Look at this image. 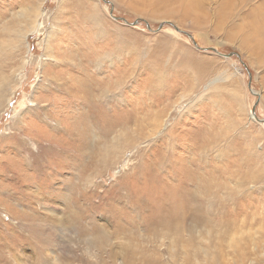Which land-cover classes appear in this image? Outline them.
Wrapping results in <instances>:
<instances>
[{
    "label": "rangeland",
    "instance_id": "374dc122",
    "mask_svg": "<svg viewBox=\"0 0 264 264\" xmlns=\"http://www.w3.org/2000/svg\"><path fill=\"white\" fill-rule=\"evenodd\" d=\"M256 33L264 40V0H0V69L20 68L0 108V264H264ZM70 75L96 86L91 154L80 150L88 118L60 89ZM205 182L209 196L191 201ZM184 200L185 225L142 219L177 215Z\"/></svg>",
    "mask_w": 264,
    "mask_h": 264
},
{
    "label": "bare ground",
    "instance_id": "6f19581e",
    "mask_svg": "<svg viewBox=\"0 0 264 264\" xmlns=\"http://www.w3.org/2000/svg\"><path fill=\"white\" fill-rule=\"evenodd\" d=\"M183 1H185V0H183ZM192 2V1H191ZM189 6H191V5H189ZM188 6V7H189ZM197 6V5H196ZM31 10H33V8L31 9ZM189 10V9H188ZM193 11V10H192ZM7 12V11H6ZM3 14V13H2ZM10 15V14H9ZM30 16H26V17H23V19H24V22H26L28 25V27H31V23H32V18H29ZM28 19V20H27ZM29 21V22H28ZM36 22H37V20H35V24H36ZM261 24V23H260ZM39 26V25H38ZM257 27V26H256ZM32 28H33V26H32ZM37 28V27H36ZM34 29V30H37V29ZM39 28V27H38ZM258 28V27H257ZM252 30V29H251ZM14 33V36H13V39L14 40H16V43H19V42H21V41H23L24 39H25V35H23V34H19L18 35V32H13ZM257 35V37H256V41H260V39L262 40L261 41V43L259 44V46H261L263 43H264V40L260 37V35L258 34V33H256L254 36H256ZM252 38V37H251ZM25 42V41H24ZM21 47V46H20ZM29 47V46H28ZM18 47L17 46H14V49H13V53H11V55L13 56L14 55V58L15 59H17L18 60V58H17V56H16V53H17V51H18ZM21 49V48H20ZM19 53V52H18ZM11 55L10 56H7L8 58L9 57H11ZM19 55V54H18ZM70 59V58H69ZM12 60V59H11ZM14 60V59H13ZM10 62V61H9ZM16 63V62H15ZM24 63V62H23ZM25 64V63H24ZM13 65V64H12ZM17 65V64H16ZM55 66V65H54ZM11 68V67H10ZM20 70V68H15V70H13L14 72H12V68L9 70V73H11V77H9V76H7V75H2V74H4V72L2 71V69H0V108H2L3 106H7L8 105V102L9 101H11V98H9V96H7V94L8 93H10V90H9V88H8V85L7 86H5V84L6 83H8V82H11V81H13V80H11L13 77H14V75H17V72ZM70 71H74V70H70ZM74 73V72H73ZM72 73V74H73ZM67 74H68V72L67 73H64L63 75L64 76H67ZM50 78V77H49ZM70 78V79H69ZM84 80L83 81H80V80H74V77H73V75H70L69 77H67V80L66 81H63L61 84H60V82L59 81H57V83H55V82H53V84L55 85H59L60 86V89H61V91L62 92H64L65 93V98L66 99H69V101H70V103L73 105V107H76V101L75 100H77V109H76V111H75V113H73V115H75V116H78L76 113H81L82 115H81V117L82 118H88V120H86L87 122L85 123L86 125H87V127H85V128H83L82 127V131H83V133H84V135L86 136V137H88L86 140L84 139V138H82V139H84V141L82 142V144H81V149L80 150H82V148L84 147L85 149H86V151H87V153H88V150L90 149L89 148V146L91 145V144H89L91 141H90V138L92 137V135H93V130H92V128H91V121H90V118H91V116L93 115V111H92V109H93V104H95V103H93V101H94V89L96 88V86L94 85V83H92L91 81H90V78L88 77V76H85V78H83ZM49 81V80H48ZM121 83V82H120ZM112 84V83H111ZM115 84H117L116 82H115ZM98 85V84H97ZM17 86V85H16ZM50 86L51 87H54L51 83H50ZM120 86V85H119ZM99 88V87H98ZM97 88V89H98ZM49 89V88H48ZM45 90H47V89H45ZM106 93V92H105ZM104 93V94H105ZM14 96V95H13ZM101 97V96H100ZM99 97V98H100ZM96 99V98H95ZM4 100H6V102L4 103ZM92 104V106L90 107V105ZM102 104V103H101ZM96 106V105H95ZM4 109V108H3ZM164 115H165V113H164ZM107 118V117H106ZM84 121V120H83ZM104 123V122H103ZM70 124V123H69ZM94 124V123H93ZM154 124H155V122H154ZM71 125H77V123H76V121L74 120L73 121V124H71ZM81 125H82V123H81ZM95 126V125H94ZM106 127V126H105ZM107 128V127H106ZM56 130V129H55ZM74 130V129H73ZM73 130H72V132H73ZM114 130V129H113ZM76 131V130H75ZM147 131H148V129H147ZM111 132H112V130H111ZM114 132V131H113ZM153 133V132H152ZM77 135V134H76ZM151 135V134H150ZM104 136V135H103ZM122 136V135H121ZM120 136V137H121ZM152 136V135H151ZM122 137H124V136H122ZM70 138H72L71 137V135H70ZM77 138V137H76ZM98 138H101V137H98ZM108 139V138H107ZM77 140V139H76ZM75 140V141H76ZM80 140V139H79ZM118 140V139H117ZM78 141V140H77ZM128 141V140H127ZM81 142V141H80ZM131 142V141H130ZM135 143V142H134ZM169 143V142H168ZM171 144V143H170ZM105 147V146H104ZM107 147V149L106 150H108L109 151V153L111 152V148H110V146H106ZM99 148V147H98ZM104 149V148H103ZM92 150V149H91ZM166 150V149H165ZM107 151V152H108ZM84 152V151H83ZM100 152V151H99ZM90 154L92 153V151H90L89 152ZM88 153V154H89ZM101 153V152H100ZM107 154V153H106ZM108 155V154H107ZM82 158V157H81ZM104 162V161H103ZM95 164V163H94ZM100 166V165H99ZM172 169V168H171ZM193 177H195V176H193ZM190 179V178H189ZM195 179V178H194ZM196 180V179H195ZM194 182V181H193ZM192 182V183H193ZM203 185H205V190L204 191H202L201 193H199L198 191H196L195 189L194 190H192L190 193H189V197H190V199H191V201H193L194 199H196L195 197H197L198 196V198H200L199 196H201V198H205V196L206 197H208L209 196V192L208 191H206V189H207V183L205 182ZM211 187V186H210ZM189 189V188H188ZM187 189V190H188ZM186 193H187V191H186ZM180 195V194H179ZM185 196H186V194H185ZM188 196V195H187ZM197 198V199H198ZM157 199V198H156ZM193 199V200H192ZM133 200H139V198H137V197H135V198H133ZM183 200V199H182ZM142 201V200H141ZM205 201V200H204ZM132 202V201H131ZM143 202V201H142ZM176 202V201H175ZM197 202V201H196ZM196 202L194 203V204H196ZM199 202V201H198ZM179 203V202H178ZM189 203V202H188ZM192 202H191V204H193ZM200 203H201V201H200ZM144 204V203H143ZM177 204V203H176ZM193 204V205H194ZM199 204V203H198ZM202 204V203H201ZM214 204V203H213ZM217 204V203H216ZM218 204H220V203H218ZM137 205V204H136ZM145 205V204H144ZM193 205H190V206H192L193 207ZM137 206H139V204L137 205ZM177 206V208H178V211H179V213L177 214V215H175L173 212H172V210L170 211V210H168V211H166V210H161L159 207L157 208V212L158 213H163V212H166V216L167 215H169L168 216V218L167 217H165V218H163V217H161V216H159L158 215V213H157V219H154L153 220V218H152V221L150 220V221H148L146 218L148 217L147 215H145V216H143L142 217V219L144 220V222H146V223H149V224H155V225H157V226H159L160 227V225L158 224L159 222H166V223H164L163 225H162V229L163 230H167L168 228H170L171 230H172V228H174L175 227V229L176 228H178V224L180 223V222H178L179 220H180V217L182 216L181 214H180V212L181 211H183V210H186V213H187V211L188 212H190L189 211V208H191V207H189L188 205H187V201H183V202H181V203H179V204H177L176 205ZM197 206V205H196ZM218 206V205H217ZM173 207H174V205H173ZM195 207V206H194ZM193 207V208H194ZM200 206L198 205V208H199ZM203 207V206H202ZM201 207V209L203 210V208ZM215 207V206H214ZM223 207V206H222ZM221 207V208H222ZM171 208V207H170ZM197 208V207H196ZM215 209H216V207H215ZM218 209V208H217ZM193 210V209H192ZM192 210H191V212H192ZM202 210H200V209H197V210H195V211H193L194 212V214H193V212L191 213V215H194L195 217V219H196V221L198 222V220L201 222V220L202 219H200L199 217H196V216H201L202 218L204 217V214L202 213ZM207 210V209H206ZM213 210V209H212ZM142 211H144V210H142ZM136 212H137V210H136ZM196 212V213H195ZM204 212V211H203ZM141 214H144V213H141ZM154 214H156V213H154ZM151 215V214H150ZM184 215V214H183ZM190 215V214H189ZM190 215V216H191ZM147 216V217H146ZM153 217V216H152ZM184 217V216H183ZM188 217V216H187ZM192 217V216H191ZM186 218V217H185ZM207 218V217H206ZM192 219H193V217H192ZM191 219V220H192ZM183 220V219H182ZM182 220H180V221H182ZM205 221H208V220H205ZM74 222V221H73ZM72 222V223H73ZM169 222V223H168ZM190 222V221H189ZM178 223V224H177ZM182 223H183V221H182ZM181 223V224H182ZM190 223H192V222H190ZM195 223V222H194ZM193 223V224H194ZM211 223V222H210ZM184 224V223H183ZM61 225V224H60ZM75 225H77V224H75ZM185 225V224H184ZM192 225V224H191ZM190 225V226H191ZM54 226V225H53ZM73 226H74V224H73ZM179 226H181V225H179ZM189 226V225H188ZM188 226H184V227H181V228H179L178 230H177V234H180V233H184V232H186L187 233V231L188 232H190L191 230H193V227L194 226H192V227H188ZM55 227V226H54ZM61 227V226H60ZM145 227V226H144ZM168 231V230H167ZM159 232V231H158ZM108 234L109 233H107L106 231H104V230H102L101 228H96V234H95V236L97 237V240H95V241H97V242H95L96 244H98V246H104V244H106L107 246H108V244H109V242L111 241V239H110V237H108ZM159 235H160V232H159ZM158 235V236H159ZM193 235V234H192ZM160 237H162V236H160ZM43 238V237H42ZM159 238V237H158ZM104 241H105V243H104ZM193 242V241H192ZM177 243L178 242H170L169 244H170V248H176L177 246ZM188 243H190V242H188ZM185 244V243H184ZM187 245V244H186ZM190 245V244H189ZM191 245H193V243L191 244ZM92 246V245H91ZM97 246V245H96ZM189 248V247H188ZM192 248V247H191ZM132 249V252H131V256H130V254H129V251H128V249H127V251H126V253H125V255H127V256H129V259H130V262L131 263H133V258H135L136 256H137V254H138V249L139 248H131ZM139 250H141V249H139ZM122 251V250H121ZM120 251V252H121ZM176 251V250H175ZM194 253V252H193ZM114 254H116V252L114 253ZM174 255V254H173ZM126 256V257H127ZM0 257H1V255H0ZM116 257V256H115ZM5 260V259H4ZM3 260V261H4ZM1 261V260H0Z\"/></svg>",
    "mask_w": 264,
    "mask_h": 264
},
{
    "label": "water",
    "instance_id": "95a60500",
    "mask_svg": "<svg viewBox=\"0 0 264 264\" xmlns=\"http://www.w3.org/2000/svg\"><path fill=\"white\" fill-rule=\"evenodd\" d=\"M111 15H112V17L115 19V20H118V21H123V22H125L126 24H128V25H130V26H137L138 25V23H139V21L140 20H136V21H134V22H129L127 19H125V18H121V17H116V16H114L113 15V11L111 10ZM145 23H146V25H147V28L149 29V30H151L152 31V28H151V25L147 22V21H144ZM168 24H170V25H172L177 31H179V32H183V31H181L177 26H175L173 23H171V22H167ZM163 25L164 24H161L160 26H159V28H158V30L157 31H159V30H161V28L163 27ZM183 33H185V32H183ZM185 34H187V33H185ZM189 37H191V38H193L190 34H187ZM194 44L197 46V43L194 41ZM197 48H199L198 46H197ZM199 49H203V48H199ZM204 50H213V51H215V52H217V50L215 49V48H207V49H204ZM223 55V54H222ZM232 55H237V56H239V54L238 53H231V54H229V55H226L227 57H230V56H232ZM251 74V73H250ZM252 75V74H251ZM249 85H250V87H251V82H249ZM253 92V91H252ZM254 93V92H253ZM255 94V93H254ZM257 95V94H256ZM258 96V100H257V102L255 103V105H254V107H253V110H252V116H253V118L254 119H256V120H258L259 122H261V123H264V119H259V118H257V115H256V110H257V105H258V103H259V101H260V98H259V94L257 95Z\"/></svg>",
    "mask_w": 264,
    "mask_h": 264
}]
</instances>
